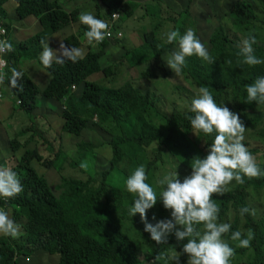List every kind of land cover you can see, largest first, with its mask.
Instances as JSON below:
<instances>
[{"label": "trees", "instance_id": "1", "mask_svg": "<svg viewBox=\"0 0 264 264\" xmlns=\"http://www.w3.org/2000/svg\"><path fill=\"white\" fill-rule=\"evenodd\" d=\"M99 1L100 3H95L96 18L104 20L108 28L115 32L118 31L121 17L124 15L128 18L132 15L130 8L124 4L125 0ZM146 2V17L159 20L155 29L162 28L165 19L173 24L177 22L175 17L171 19L166 16L164 9L167 5L162 0ZM5 5L11 7V15L8 14L11 21L7 19L8 22H4L7 18ZM67 5L66 0H0V16L4 21L2 18L0 20L5 23L9 34L12 23L23 25L26 19L32 17L37 19L41 29L32 38H22L16 42L11 38L7 40L13 45V50L5 57L10 62L21 59L19 68L15 69L22 76L18 81L19 86L11 88L9 79L12 73L6 68L5 81L0 85V90L4 89L0 101L7 98L11 104L7 118L0 119V142L5 143L4 147H0V160L7 161V154L11 153L14 155L12 157L17 156L18 167L14 172L23 185V191L13 198H4V201L0 198V208L7 211L10 219L20 226L21 233L16 238L0 235V264H39L43 261L44 264H145L140 259L141 246L146 250V261L153 264L157 253L164 251L171 255L174 250L180 252L186 241L177 242L172 234L167 237L166 244H156L151 240L150 235L144 231L139 214L129 215L135 196L127 192L125 179L137 166L143 164L148 177L146 182L153 186L159 197L160 188L156 181L163 176L159 168L169 166L172 171H180V175L184 172L189 175L192 158H203L214 137V134H194L189 120L185 118L192 115L188 112L187 105L196 94L195 90L200 86H208L218 105L244 115L248 110L261 105L245 102L247 93L244 86L251 84L256 77L264 76V64L249 66L242 63L243 57L238 55L240 46L224 29L218 28L209 38L208 51L214 62L208 63L195 55L187 57L186 66L180 74H175L163 61L166 54L173 51L176 43L163 42L154 36L155 32V39L146 40L139 47L125 49L110 65H104L101 59L106 48L109 45L114 47L115 43L110 44L113 40L104 39L99 43V51L91 53L89 45L87 52L83 51V58L75 63L70 60L62 65L53 62L51 68H45L39 56L46 38L79 22L81 10L77 8L67 11ZM188 14V10L180 13L184 16ZM230 16L237 31H243L245 36L249 33L255 35L256 43L252 45L254 54L264 59V0H235ZM115 19L118 21L111 25ZM79 30L77 34L64 39L66 47L82 48L80 40L85 38L87 26L80 23ZM57 55L59 56V52ZM33 61H38L44 68L43 79L29 71L30 65H34ZM125 63L127 67L140 64L148 66L143 71L144 76H157L154 71L159 69L162 73L158 75L160 78L177 77V82L171 83V79L169 80L173 98L170 113L163 109L165 100L157 91H146L130 80L119 86L95 81L98 73L106 77H111L114 73L116 75L115 70ZM113 77L114 75L112 79ZM38 81L42 82V86L44 84L42 88ZM39 94L47 99L40 106L37 101ZM47 104L52 107H47ZM35 110H43V115L56 116V121L62 122L63 133L81 135L85 129L99 127L109 134L107 142L112 151L109 167L96 171L95 174L89 173L86 178L60 175L61 181L54 186L49 176L36 168V164L45 168L55 167L57 170H63L64 165L56 161L55 143L44 133L35 130L36 119L39 117L34 113ZM17 112L29 114L31 120L25 135L28 131L33 133L25 139L42 144L41 146H49L51 152L48 154L50 157L53 155V159L47 158L40 147L27 150L26 154L18 157L16 152L21 143L17 139L10 140L8 134L11 132L3 123ZM53 116L51 119H55ZM93 118L96 119L92 120ZM252 119L253 117H246L244 123L252 122ZM261 125L262 127L256 128L253 139L262 142L264 146V125ZM246 138L245 135L243 143L251 154L260 155V167L264 169V148H249L247 140H252ZM78 149L93 150V144L81 142ZM60 152L58 150L56 153ZM58 163L60 165H56ZM70 164L77 168L82 160L71 161ZM83 171L86 172L84 167ZM251 187L256 190L263 188L264 177H244L243 184L236 183L235 187L223 195H213L220 208L219 222L231 224L230 232L222 238L235 249L231 260L238 259L237 264H264V216H241L239 213V209L244 206L254 209L249 202ZM153 216L155 220L152 219ZM147 218L149 223L170 218V211L165 210L158 200L147 211ZM124 219H129L137 226L135 237L133 233L127 232L128 229L124 230L123 223H119ZM249 229L254 233L249 247L240 248L237 246L238 241L230 239L232 231L240 230L242 236L246 237ZM244 257L246 259L240 263ZM187 260V254L180 256V264H187ZM155 264H163V261H156Z\"/></svg>", "mask_w": 264, "mask_h": 264}, {"label": "clouds", "instance_id": "2", "mask_svg": "<svg viewBox=\"0 0 264 264\" xmlns=\"http://www.w3.org/2000/svg\"><path fill=\"white\" fill-rule=\"evenodd\" d=\"M1 18V17H0ZM78 20L87 26L84 37L89 45L94 47L103 42L111 33L107 31L108 24L96 18L90 11H82ZM5 26V23L0 20ZM5 29L0 28V33ZM122 35L121 37H119ZM165 43H176L178 47L168 53L166 65L175 74H180L186 66V58L196 56L208 63L214 60L208 49L197 37L193 28H188L183 34L177 30L169 31ZM123 38V34L114 31V40ZM43 43V41H42ZM256 37L249 33L240 42L238 55L243 57L242 63L249 66L264 64V59L254 54L253 44ZM13 50V45L7 40H0V55ZM59 51V56L57 55ZM84 52L81 48L66 47L60 43L58 50H53L45 44L39 56L45 68H51L53 62L63 64L66 60L75 63L82 59ZM9 62L7 60L8 68ZM0 66L5 61L0 59ZM9 86L17 88L22 73L15 68L11 69ZM6 74L0 71V85L5 81ZM247 98L246 103L264 104V76H258L251 84L244 86ZM187 105L189 120L193 133L213 135L212 142L207 147V154L201 158H192L191 173L182 180L176 171H168L156 183L160 188L159 197L156 190L147 183L146 168L143 164L137 166L125 179L127 192L134 194L135 198L129 208V215L139 214L144 224V231L150 235L156 244H166L169 234L175 236L177 242L183 243L181 251L174 250L171 255L159 252L153 259L163 261V264H180V256L187 254V264H230L235 255V249L222 237L230 232L231 224L219 222V205L214 201L213 195H223L228 191V185L234 180L237 184L244 183V177L249 179L264 177V169L257 163L256 158L243 143L245 127L239 114L230 111L226 106L216 103L208 86H200ZM86 166V165H82ZM23 191V185L16 172L11 167H0V198H13ZM160 201L165 210L170 211V218L157 220L155 224L149 223L147 211ZM241 216L255 214L254 209L244 206L239 209ZM155 220V216L152 217ZM20 226L10 219L9 214L0 208V235L16 238L20 235ZM254 233L247 231L246 237L240 230L232 231L230 239L238 241V247L250 246Z\"/></svg>", "mask_w": 264, "mask_h": 264}, {"label": "rangeland", "instance_id": "3", "mask_svg": "<svg viewBox=\"0 0 264 264\" xmlns=\"http://www.w3.org/2000/svg\"><path fill=\"white\" fill-rule=\"evenodd\" d=\"M61 2H64L65 0H60ZM87 4L84 6L83 10L91 9L93 6L92 0H86ZM166 5L167 8L164 9V12L167 13L168 18H176L177 22L173 24L169 19H165V23L162 28L155 29L156 22L152 20L151 17H146V6L147 2L146 0H125L124 4L130 8L131 16L128 18L121 17V20L118 23L117 29L118 34H123V38L118 40V38L110 42L115 43L113 46H108L105 50L104 56L102 57L101 61L104 65L111 64L115 60H117L124 52L125 49H133L136 47L141 46L146 40H152L153 32H155L158 39H162L163 42L166 40V33L172 30L179 31L180 34H183L188 28H190L189 25H193V29L197 34L199 35L202 43L206 46V48H209V38L210 35L215 32L216 29L221 28L224 29V31L227 32V34L237 42V44L240 46V42L243 38L246 36L244 35V32H239L233 27V20L230 16V9L235 2V0H162ZM72 6L80 8L83 4L84 0H72ZM98 3L100 1L98 0ZM102 5V4H101ZM103 7V5H102ZM105 9V8H104ZM186 10L189 11L188 16L180 15V13L185 12ZM118 19L120 18V14L118 15ZM122 16V15H121ZM2 18V16H0ZM3 19V18H2ZM118 19H115V21H112L111 25L118 21ZM8 20H10L8 18ZM7 18H5L4 22H8ZM11 21V20H10ZM185 24V25H184ZM184 26L186 27V30H184ZM6 28V27H5ZM111 30V28H108V30ZM7 35L9 38H12V32L9 34L8 29ZM39 30V28H26L24 32L28 35V38H32L36 33V31ZM107 30V31H108ZM80 30H78L79 32ZM41 32V29L38 33ZM77 32V33H78ZM112 33H114V30H111ZM71 35V29L66 32H55L53 34H50L48 38L45 40V44H48L50 48L53 50H57L61 42H64L67 37ZM262 33H260V36ZM107 39V37L105 38ZM155 39V38H154ZM82 42V50L84 52H87V47H89V44L87 43L86 38L80 40ZM121 41V42H120ZM99 44L95 47L93 45H90V51L91 53L95 52V50L99 51L98 48ZM178 47L177 44H175L174 49ZM173 49V50H174ZM59 51H57L58 53ZM8 53V52H7ZM6 53V54H7ZM168 53L164 57V62L166 63ZM35 65H39L41 67L42 72L44 68L39 64L38 61H33ZM14 62H9L8 69H12L14 67ZM148 66H144V64H140L138 66L133 67H127V63H125L123 66H120L118 69H116V75L115 73L113 79L111 77H106L102 73L96 74L95 81L101 84H107V85H115L119 86L123 84L125 81L130 80L133 81L135 85L141 87L142 89L146 91H157V94L162 95L164 97L165 103L162 104L163 109H165L167 112L170 113V109L172 107L171 99L172 98V89L169 86V80L170 82H177L176 76H169L165 78H160L158 76L159 74H162L159 69H155L154 73L157 76H144L143 71L146 70ZM171 70V69H170ZM39 71V70H38ZM24 73V71H23ZM34 73V71H33ZM39 75V74H38ZM36 74V76H38ZM159 78V79H158ZM40 83L41 88L42 82L38 81V84ZM4 91V89L2 88ZM2 91V92H3ZM5 94V92H4ZM10 99H4L3 101H0V119L5 120L8 115V107L11 105L9 103ZM38 105H42V103H46L47 99H45L41 94L37 96ZM20 102V101H19ZM17 103V102H16ZM15 106V105H14ZM47 107H52L50 104L46 105ZM45 107V106H44ZM44 113L43 110H40ZM41 112L35 110L34 113L39 116L36 119V127L35 130L40 133H44L50 140H52L55 143L56 151L54 152V156H56V161L62 163L64 166L63 170H57L55 167L51 168H45L42 167L40 164H36V168L41 172L45 173L47 176H49L51 183L55 186V183H58L61 181L60 175H64L65 177H77V178H86L89 173L95 174V172H100L104 169H107L110 164V158L112 155L111 147L108 144V140L110 138V135L101 130L99 127L85 129L81 135H72L63 133L62 130V122L56 121L57 117L53 115H43ZM33 113V112H32ZM54 117L55 119H51V117ZM240 119L244 123V119L246 117H253L252 122L244 123L245 127L247 128L244 136L246 135L247 138L252 141H248V144L250 145L249 148L254 147H261L262 142L253 139L256 132L257 127H262L261 124L264 125V104L259 105L253 110H248L245 112L244 115H239ZM96 119V118H95ZM94 118L92 120H95ZM56 121V122H55ZM5 126H7L10 130V134H8L10 140L17 139L21 145L17 150V155L20 157L22 154H26L27 150H35L36 147L41 148V152L46 153L45 156L47 158L54 157L53 155L50 157L48 152H51L48 147L49 146H41L42 144L38 143H31L30 141L26 140L25 137L30 136L33 132L28 131L25 135L26 129L28 130V127L31 125V120L29 117V114L24 112H17L14 117L8 119V121L3 122ZM249 137V138H248ZM39 139L38 136H36V139ZM26 141H28L26 143ZM81 142H88L93 144V150H79L78 144ZM5 143L0 142V147H4ZM261 148H264L262 146ZM58 150H61L60 153H56ZM58 154V156H57ZM255 158L257 163L260 165L262 164L260 155L252 154ZM9 157L6 160H0V167H11L13 171L17 169L18 160L16 159L17 156H14L13 153L10 155L7 154ZM79 159L82 160V164L80 167L73 168L71 167L70 162H76ZM60 163L56 165H60ZM86 165V166H82ZM83 167L85 168L86 172L83 171ZM172 171V168L169 166H162L159 168V172H162L163 175L168 172ZM178 174L180 171H177ZM188 173L179 174V178L182 180L185 176H187ZM236 186V182L233 180L229 185L228 189L233 188ZM250 192V198L249 202L252 205V207L255 210V216L260 218L264 216V187L260 188L259 190H256L254 188L249 189ZM4 201V198H3ZM154 214L156 212L154 211ZM156 221H150V223H155ZM24 223V222H23ZM119 223H123L124 230L128 233H133L135 237L136 228L135 224L130 221L129 219H124L122 221H119ZM132 236V235H131ZM142 252L140 253V259L145 264H151L146 261L147 253L146 250L141 246ZM43 255H41L40 258H42ZM235 259V258H234ZM232 259L230 261V264H237L239 262L238 259L234 260ZM246 257H244L240 263L245 260ZM39 264H44L43 262H40Z\"/></svg>", "mask_w": 264, "mask_h": 264}, {"label": "crops", "instance_id": "4", "mask_svg": "<svg viewBox=\"0 0 264 264\" xmlns=\"http://www.w3.org/2000/svg\"><path fill=\"white\" fill-rule=\"evenodd\" d=\"M93 1V6H92V8L91 9H87V10H83L84 9V6L87 4V1H85L84 0V2H83V4L81 5V7L80 8H78V7H74V6H72V0H71V2H68V0H66V2L68 3V5L67 6H65V10H67V11H71V10H74V9H80L81 10V12L82 11H90V12H92V14L96 17V15H97V10H96V7H95V3H97L98 1L97 0H92ZM9 4V3H8ZM4 8H5V10L7 11V13H6V17H7V19L9 18V16H8V14H10L11 15V11H10V9L9 8H11L9 5H5L4 6ZM5 18V17H4ZM19 26H23V27H19ZM79 26H80V23L79 22H76V23H73V24H71L68 28H66L65 30H63V32H66V31H68V30H70L71 29V35H73V34H77V32H78V30H79ZM10 27H11V32H12V38L11 39H13V42H16V41H19L20 39H22V38H28V35L24 32V30L26 29V28H31V27H34V28H39V26H38V23H37V19H35L34 17H32V18H29V19H26L24 22H23V25H18V24H16V23H12L11 25H10ZM39 30H40V28H39ZM39 30H37L35 33H38L39 32ZM62 32V31H61ZM59 48V47H58ZM57 48V49H58ZM13 62H14V64L16 65H14V67L13 68H19V66H20V62H21V59L20 60H16V61H14L13 60ZM12 62V63H13ZM25 64H26V62H25ZM9 70H11V69H9ZM17 71H18V69H16ZM39 70V71H38ZM29 71H31V72H33L34 71V73L33 74H39L41 77H42V79L44 78V74H43V72H40L41 71V67L37 64V65H30V69H29ZM46 76V75H45ZM43 81V80H42Z\"/></svg>", "mask_w": 264, "mask_h": 264}, {"label": "built area", "instance_id": "5", "mask_svg": "<svg viewBox=\"0 0 264 264\" xmlns=\"http://www.w3.org/2000/svg\"><path fill=\"white\" fill-rule=\"evenodd\" d=\"M0 28H3L5 29V32L4 33H0V40H8V35H7V30L5 28V26L0 22ZM111 33L110 36H106L107 38H112L113 37V33L110 31H108ZM122 35H120L119 37H121ZM6 53L5 54H2L0 55V59H2L3 61H5V66H0V71H5L6 70V66H7V58L5 57ZM3 97V94H2V91L0 90V98Z\"/></svg>", "mask_w": 264, "mask_h": 264}]
</instances>
